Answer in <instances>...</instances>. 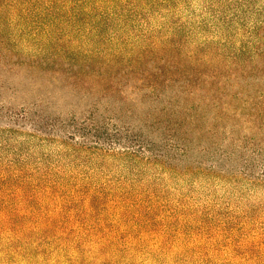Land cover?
I'll return each mask as SVG.
<instances>
[{"label":"rangeland","instance_id":"rangeland-1","mask_svg":"<svg viewBox=\"0 0 264 264\" xmlns=\"http://www.w3.org/2000/svg\"><path fill=\"white\" fill-rule=\"evenodd\" d=\"M49 1L0 0V41L88 57L40 69L22 54L21 67L0 61V221L28 220L10 239L1 221L0 264H264L261 131L236 126L232 142L211 103L187 155L167 142L164 166L147 162L139 144L163 147L136 127L149 106L132 113V101L145 90L117 72L166 58L161 78L235 73L264 88V0H119L117 15L94 21ZM226 89L222 105L230 80Z\"/></svg>","mask_w":264,"mask_h":264},{"label":"trees","instance_id":"trees-1","mask_svg":"<svg viewBox=\"0 0 264 264\" xmlns=\"http://www.w3.org/2000/svg\"><path fill=\"white\" fill-rule=\"evenodd\" d=\"M17 1L19 0H12V3H10L11 6L16 8L18 5ZM61 1L62 0H50L49 6L55 7L58 5L57 3ZM117 1L119 0H67L59 8L69 11L70 20L82 14L89 17L92 21H94L95 18L102 17L100 10L106 9L107 14L103 18L104 20L117 15L116 11L109 12L112 5L120 3V1ZM58 45L59 44H56V47L52 46L46 51L43 48H23L19 45L13 46L11 43L0 41V61L5 58L6 55L17 57V61L14 63L21 67L24 66V61L16 54H22L23 56H30L34 59L32 65L40 69L41 63H46L47 65L64 63L69 65L72 63V60L79 58L80 55L86 58L88 57L84 53L81 54L76 48L68 49L65 48L66 46L57 47ZM104 67H109V64L105 63ZM165 67H167L166 58L159 60L152 58L148 60L140 57L133 60L128 66L126 65L121 69L118 68L119 70L117 69L118 73L125 69L134 72L136 81L141 86L140 89L145 90L144 99L139 98L138 100V97H135L132 101L131 111H133L134 106L138 105V101L143 105L148 104L149 106L144 118L138 120L136 123V127L140 135L143 132V135L146 133L149 138L152 136L150 138L151 144H161L160 146L163 147V150H160L159 153L153 154V152H155L153 149L146 148L148 146L144 147L139 144L136 147V151L140 154L144 153L142 155L146 158L147 162H155L163 165L159 160L169 159L171 157V149L168 147L167 142L174 148L181 150L183 146L185 147L184 151L185 149L188 151L193 141L192 135L198 132L202 122H206V114L209 112L208 106H210L211 103H213L214 110H216L213 117L214 119L221 123H223V119L230 120V140L232 142L239 133L236 126L246 125L248 128L246 132L251 131L252 133L253 131H261V144H257V140L253 141V143L257 145L264 144V88L261 87V89L259 88L256 91H251L249 87L251 79L248 78L247 75L235 73H231L230 77L226 75L219 76L213 72L212 74H204L202 76H182L179 74L170 78H161L163 74L162 71ZM105 76L111 77V74ZM147 79L150 87L146 89L144 83ZM261 79L264 82V75H262ZM229 80L230 102L226 105H222L221 102L223 98L226 97V85ZM206 83L211 84V92L199 87L201 84ZM112 85L110 79L107 78V81L103 84V89L111 91ZM240 85L243 87L240 88ZM74 87L78 88V86ZM88 88H92V86ZM245 88L247 90H245ZM111 97V94L105 93L100 98L104 100L107 105H110L114 102ZM208 99L210 102H208ZM134 111L132 113H134ZM261 148L264 150V147L261 146ZM187 151L184 152V155L188 154ZM1 221L9 225L10 234L7 238L20 237L19 235H15V233L19 234V231L12 227H16L19 223L28 222L25 218H22V221H10L6 218L1 219ZM1 221L0 225L5 227Z\"/></svg>","mask_w":264,"mask_h":264}]
</instances>
